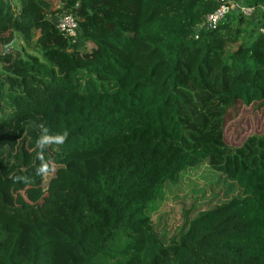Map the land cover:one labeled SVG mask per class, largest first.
Here are the masks:
<instances>
[{
  "label": "trees",
  "instance_id": "trees-1",
  "mask_svg": "<svg viewBox=\"0 0 264 264\" xmlns=\"http://www.w3.org/2000/svg\"><path fill=\"white\" fill-rule=\"evenodd\" d=\"M58 2L0 0V45L39 56L0 53V264H264V35L203 28L226 0ZM203 164L238 193L167 239L151 215Z\"/></svg>",
  "mask_w": 264,
  "mask_h": 264
},
{
  "label": "rangeland",
  "instance_id": "rangeland-1",
  "mask_svg": "<svg viewBox=\"0 0 264 264\" xmlns=\"http://www.w3.org/2000/svg\"><path fill=\"white\" fill-rule=\"evenodd\" d=\"M47 1H49L55 8L59 7L58 0ZM226 1H233L235 3L240 2L247 6H253L256 8V11L264 7L263 0ZM10 3L12 10L16 13L19 9L18 0H10ZM226 22L229 23L232 28H240V30H242L243 33L238 44L250 41L257 33L260 25V11L253 18L242 19L230 16ZM7 36H9V33L4 34V37ZM238 44L234 46H227V52L235 49ZM8 49L12 52L20 51V53L22 52V55L25 54V56L39 57L37 53L32 51L31 47L23 44L16 34L13 36V41L10 45L6 47L0 45V53H5ZM256 115L258 116L259 114ZM243 116L244 115H240L236 123H239L241 119H245ZM251 120L254 126H251V130L249 129L247 134L252 131V128H254L257 124L255 119L251 118ZM242 129H245V127H242ZM229 132L230 133L227 137L228 139L230 136L234 135V129L232 128ZM19 160L22 169L27 172L30 171V169L31 171L36 170L34 167L36 165H45L44 162L36 163L35 155L28 158V163L25 162V156L23 154H20ZM33 175L34 174H30V172H28L27 178H29V180H37L36 178H39V176ZM23 183H21L20 186H22ZM232 185L233 184L230 183L224 175H222V172L211 168L208 164H203L196 169L183 172L180 175V179L176 186H169L168 188H165L164 198L158 204L156 211L151 215L152 222L154 223L158 233H160V235H166L167 239L174 236L175 232L182 227L187 219H192L198 212L212 209L216 205L221 204L227 198L237 195L238 189L236 186ZM23 193V190H21L20 194H15V203L19 206H25L24 202L21 200V195L24 198Z\"/></svg>",
  "mask_w": 264,
  "mask_h": 264
},
{
  "label": "built area",
  "instance_id": "built-area-1",
  "mask_svg": "<svg viewBox=\"0 0 264 264\" xmlns=\"http://www.w3.org/2000/svg\"><path fill=\"white\" fill-rule=\"evenodd\" d=\"M260 11L261 23L258 27V33L264 35V7L256 11L253 6H247L242 3H235L233 1H226L213 13L207 15L204 19L203 28L207 30H215L220 23L232 15V13H239L244 18H253ZM56 27L60 33L68 38L72 43L78 41V25L74 18L70 15L62 14L56 20ZM8 50L5 51V53Z\"/></svg>",
  "mask_w": 264,
  "mask_h": 264
},
{
  "label": "clouds",
  "instance_id": "clouds-1",
  "mask_svg": "<svg viewBox=\"0 0 264 264\" xmlns=\"http://www.w3.org/2000/svg\"><path fill=\"white\" fill-rule=\"evenodd\" d=\"M64 135L66 136L67 134L65 133ZM52 139H56V140L62 142L63 137H60V136H57V137H55V138H53V137H49V136L47 135V129H44V130H43V134L40 136V138L38 139L37 143H38L39 145L43 146V145L47 144L48 142H50Z\"/></svg>",
  "mask_w": 264,
  "mask_h": 264
}]
</instances>
